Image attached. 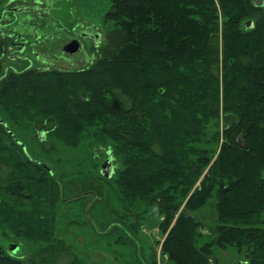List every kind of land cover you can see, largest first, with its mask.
Wrapping results in <instances>:
<instances>
[{
  "label": "trees",
  "instance_id": "trees-1",
  "mask_svg": "<svg viewBox=\"0 0 264 264\" xmlns=\"http://www.w3.org/2000/svg\"><path fill=\"white\" fill-rule=\"evenodd\" d=\"M110 1L107 19L115 27L92 67L6 70L0 75V109L27 112L38 105L58 115L64 100L68 131L83 130L111 109L115 125L125 127L116 134L127 152L118 178L124 212L113 210L122 223L138 233L159 218L163 264H218L215 246L246 248L250 264H264V6L253 0ZM5 52L0 41V72ZM222 82L223 128L210 132L211 121L220 126ZM136 112L145 118L125 126L117 121ZM4 138L13 141L16 158L0 157V189L5 183L2 189L20 199H33L26 194L32 190L47 193L52 181H42L40 173L52 171L0 114L3 150ZM221 140L215 158L213 141ZM210 198L217 200L214 227L197 216ZM39 221L32 223L45 224ZM51 261L85 264L64 247ZM0 264L29 263L0 244Z\"/></svg>",
  "mask_w": 264,
  "mask_h": 264
},
{
  "label": "rangeland",
  "instance_id": "rangeland-1",
  "mask_svg": "<svg viewBox=\"0 0 264 264\" xmlns=\"http://www.w3.org/2000/svg\"><path fill=\"white\" fill-rule=\"evenodd\" d=\"M13 8L17 9L16 12L11 11ZM110 8V0H44L43 3L37 0H0V41L6 46L0 75L6 70L13 72L27 68L76 71L92 67L101 50L109 44L110 30L115 27V23L107 19ZM219 12L223 27L225 15L221 7ZM74 38L81 41L80 49L75 53L66 52L65 45ZM51 86L56 88V85ZM221 89L220 128L211 121L208 126L210 132L223 128V82ZM58 109V115H47L38 105H31L27 112L3 106L0 109V114L8 120L27 150L52 171L51 175L40 174L44 178L42 181L51 180L56 184L58 192L55 196L51 183L49 193L32 190L26 194H33V199L30 200L29 196L20 199L2 189L7 185L2 183L0 210L4 208L6 211H0L1 246L7 254L29 264H52L57 247L78 255L81 263L85 264H153L155 258L158 264H163L164 236L159 230V218L147 221L139 227L138 233H134L137 228L130 230L122 223L120 215L113 211L124 212L118 178L125 166L127 152L120 146L121 141L116 134L125 127L120 123L115 125L116 118H110L113 113L108 109L102 112L106 115H97L96 121L86 124L83 130L73 127L74 130L68 131L64 129L68 124L64 100ZM140 112L132 116H116L120 117L117 121L123 122V126L124 122L134 123L135 117L137 120L145 118ZM222 141H213V144L217 143L214 145L217 148L215 158ZM12 142L4 138V145L8 148L0 149V157L16 158L11 151L14 150ZM110 154L116 167L112 178L101 172L102 164ZM216 201V198H210L197 210L200 221L209 227L219 222ZM184 205L185 202L182 207ZM29 218L45 224L29 223ZM120 236L131 240L123 241ZM12 245H17L16 251L11 249ZM213 257L218 264L251 262L247 249L240 250L235 246H215Z\"/></svg>",
  "mask_w": 264,
  "mask_h": 264
},
{
  "label": "water",
  "instance_id": "water-1",
  "mask_svg": "<svg viewBox=\"0 0 264 264\" xmlns=\"http://www.w3.org/2000/svg\"><path fill=\"white\" fill-rule=\"evenodd\" d=\"M255 4L257 5H260V6H264V0H253ZM253 25V22L252 21H249L247 23V26H252ZM81 47V43L79 40L77 39H74L70 42H68L65 47H64V50L66 52H69V53H75L77 52ZM110 152V150H109ZM111 153V152H110ZM114 158L113 156L110 154V156L103 162L102 164V168H101V171L103 172V174L107 177H110L112 176V174L114 173ZM191 213V212H189ZM11 249L13 251H16L17 249V245H12L11 246Z\"/></svg>",
  "mask_w": 264,
  "mask_h": 264
},
{
  "label": "flooded vegetation",
  "instance_id": "flooded-vegetation-1",
  "mask_svg": "<svg viewBox=\"0 0 264 264\" xmlns=\"http://www.w3.org/2000/svg\"><path fill=\"white\" fill-rule=\"evenodd\" d=\"M38 1L41 2V3H43L44 0H37V2H38ZM7 9H8V8H7ZM10 9H11V8H10ZM18 9H19V8H18ZM16 10H17L16 8H13L11 11H12V12H16ZM94 36L98 38V36H97L96 34H94ZM74 39L79 40L78 38H74ZM74 39H72V40H74ZM72 40H71V41H72ZM79 41H80V40H79ZM80 43H81V41H80Z\"/></svg>",
  "mask_w": 264,
  "mask_h": 264
}]
</instances>
